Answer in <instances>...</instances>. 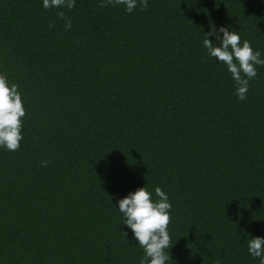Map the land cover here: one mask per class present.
Wrapping results in <instances>:
<instances>
[{
    "label": "trees",
    "instance_id": "16d2710c",
    "mask_svg": "<svg viewBox=\"0 0 264 264\" xmlns=\"http://www.w3.org/2000/svg\"><path fill=\"white\" fill-rule=\"evenodd\" d=\"M100 3L0 0V74L26 108L20 149L0 147V264H140L118 202L141 187L172 204L166 264H260L264 66L241 101L203 39L227 27L264 58V0Z\"/></svg>",
    "mask_w": 264,
    "mask_h": 264
},
{
    "label": "clouds",
    "instance_id": "9594fccd",
    "mask_svg": "<svg viewBox=\"0 0 264 264\" xmlns=\"http://www.w3.org/2000/svg\"><path fill=\"white\" fill-rule=\"evenodd\" d=\"M124 6L131 14L139 8H148V0H101L100 7ZM75 7V0H43L45 9ZM65 21V29L72 27L71 20L63 11L57 13ZM51 26V25H50ZM220 33L223 34L221 37ZM215 36L220 46H216L210 36ZM203 47L207 54L226 65L228 72L236 85V96L239 100L247 99L250 81L258 75L257 66H264L261 53L254 50L248 40H241L236 31L227 27H215L205 34ZM26 108L23 103L19 86L9 83L5 74H0V147L15 152L21 147L23 140V120ZM48 161H42L41 166L47 167ZM155 195L159 198L153 201L152 194L146 187L138 188L119 200V212L123 224L132 230L134 238L143 249L144 256L140 264H166L171 260L167 250L172 247L169 233L172 204L167 194L160 187L155 188ZM127 236V233H124ZM248 252L253 258H259L264 264V238L255 237L247 241Z\"/></svg>",
    "mask_w": 264,
    "mask_h": 264
}]
</instances>
